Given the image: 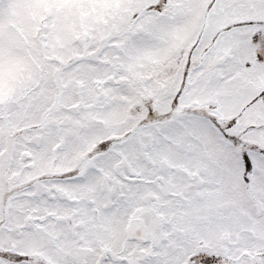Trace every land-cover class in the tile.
Here are the masks:
<instances>
[{
	"label": "snow or ice",
	"instance_id": "snow-or-ice-1",
	"mask_svg": "<svg viewBox=\"0 0 264 264\" xmlns=\"http://www.w3.org/2000/svg\"><path fill=\"white\" fill-rule=\"evenodd\" d=\"M0 264H264V0H0Z\"/></svg>",
	"mask_w": 264,
	"mask_h": 264
}]
</instances>
